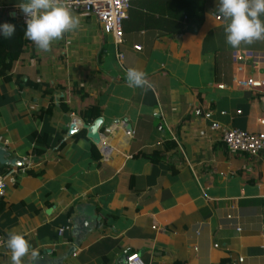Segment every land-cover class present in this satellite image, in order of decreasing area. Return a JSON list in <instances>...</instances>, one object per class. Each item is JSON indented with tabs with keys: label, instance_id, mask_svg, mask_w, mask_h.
I'll use <instances>...</instances> for the list:
<instances>
[{
	"label": "crops",
	"instance_id": "obj_1",
	"mask_svg": "<svg viewBox=\"0 0 264 264\" xmlns=\"http://www.w3.org/2000/svg\"><path fill=\"white\" fill-rule=\"evenodd\" d=\"M18 3L0 0V24L21 22ZM217 7L132 0L120 44L82 13L50 52L0 37V148L17 162L0 170L14 176L0 199V264L9 231L37 264H126L129 253L143 264H264V153H230L195 113L264 133V41L227 45ZM127 67L154 90L128 87ZM73 85L101 107L99 133L120 120L134 130L107 135V158L86 128L67 135L82 118Z\"/></svg>",
	"mask_w": 264,
	"mask_h": 264
},
{
	"label": "clouds",
	"instance_id": "obj_2",
	"mask_svg": "<svg viewBox=\"0 0 264 264\" xmlns=\"http://www.w3.org/2000/svg\"><path fill=\"white\" fill-rule=\"evenodd\" d=\"M217 5L218 14L226 21L227 45L240 48L264 41V0H217ZM17 7L26 24L24 38L38 52H50L53 44L80 28V17L71 10L67 0H19ZM15 33V24H0V37L11 39ZM124 72L128 87L141 89L144 94L154 90L143 70L127 67ZM5 247L10 252V264H24L25 258L37 264L39 253L23 234L9 231Z\"/></svg>",
	"mask_w": 264,
	"mask_h": 264
},
{
	"label": "built area",
	"instance_id": "obj_3",
	"mask_svg": "<svg viewBox=\"0 0 264 264\" xmlns=\"http://www.w3.org/2000/svg\"><path fill=\"white\" fill-rule=\"evenodd\" d=\"M132 0H67L68 6L74 13H82L85 15H93L101 23L104 30L110 33L115 43L120 44L123 38V21L128 17V11ZM219 21L225 20L219 14L216 15ZM20 20L25 24L24 17L20 15ZM140 50V46H135ZM119 60L123 59V54H118ZM223 88L222 85H219ZM264 102V97H262ZM197 115L202 114L205 119L209 120L210 128L218 132L222 143L230 153H242L248 156H257L264 153V133H254L242 130L236 127H226L214 121L211 117L210 110L196 109ZM264 124V120L261 121ZM161 125L158 130H162ZM116 130H122L128 137L134 135V130L128 125L127 121L120 120L114 125L103 128L99 133L100 138L98 145L104 158H107L113 147L107 142V135L114 133ZM14 182V176L11 172H0V199L6 194L7 183ZM264 200V187L262 192ZM240 230V227L236 226ZM4 244L0 233V247ZM126 264H143L138 253H129L126 256Z\"/></svg>",
	"mask_w": 264,
	"mask_h": 264
},
{
	"label": "trees",
	"instance_id": "obj_4",
	"mask_svg": "<svg viewBox=\"0 0 264 264\" xmlns=\"http://www.w3.org/2000/svg\"><path fill=\"white\" fill-rule=\"evenodd\" d=\"M15 26H16V33L11 39L23 43L22 35L24 34L26 24L20 22V23H15ZM73 86H75V88L73 90L72 100L77 102L79 101L78 105L81 108V113H82L81 116L83 118V121L86 124L90 125L94 122V120H96L98 117L101 116L102 109L97 103L92 102L93 99L90 98L89 91L85 86L84 87L79 85H73ZM1 169H3V167Z\"/></svg>",
	"mask_w": 264,
	"mask_h": 264
},
{
	"label": "water",
	"instance_id": "obj_5",
	"mask_svg": "<svg viewBox=\"0 0 264 264\" xmlns=\"http://www.w3.org/2000/svg\"><path fill=\"white\" fill-rule=\"evenodd\" d=\"M99 121H100V117L94 120L92 125H88L84 123L82 118H80L79 116L72 115L70 119L69 128L67 131V135L70 136L72 134L77 133L81 128H86L88 130V134H87L88 137H90L94 142L98 143L100 138L99 132L97 130ZM10 165H17V162L15 161V159L9 158L8 153L5 149L0 148V169L2 167H8ZM90 208H91L90 205L89 206L82 205V206H78L77 210L81 213H87V210Z\"/></svg>",
	"mask_w": 264,
	"mask_h": 264
}]
</instances>
